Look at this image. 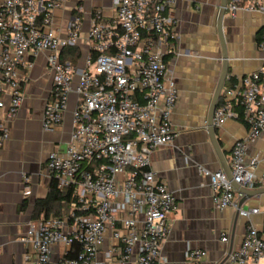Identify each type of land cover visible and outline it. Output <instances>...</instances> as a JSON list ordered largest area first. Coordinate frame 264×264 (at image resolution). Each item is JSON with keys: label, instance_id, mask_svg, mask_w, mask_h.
<instances>
[{"label": "built area", "instance_id": "obj_1", "mask_svg": "<svg viewBox=\"0 0 264 264\" xmlns=\"http://www.w3.org/2000/svg\"><path fill=\"white\" fill-rule=\"evenodd\" d=\"M177 1L112 0L110 7L92 4L89 9L76 4V12L90 14V26L84 29L79 15L71 17L62 36L56 12L68 0H0V109L6 121L0 125V147L10 139L7 123L17 117L26 98L23 85L28 76L23 70L33 66L30 57L46 52L52 75L44 130L63 124L71 95H76L67 148L51 151L46 165L67 207L60 215L29 223L20 238L27 247L26 264H50L58 245L63 246L59 264H95L107 239V255L117 264H127L134 254L136 264L163 260L168 216L178 204L168 183L152 169V157L176 136L172 115L180 94L167 57L181 53ZM225 9L231 14H264V0H227ZM75 46L81 57L64 60L63 50ZM259 49L264 52V34ZM222 92L214 126L239 118L236 104L248 133L233 147V180L224 170L202 164L198 172L208 181L215 207L234 208L247 218L261 215L264 224V205H240L244 194L233 184L264 187V173L256 172L258 158L248 154L249 145L264 138V67L246 74L241 89L227 87ZM228 238L226 232L221 234L222 242ZM75 243L80 250L69 257ZM186 256L198 263L207 251L187 249ZM263 259L264 230L249 224L227 260L262 264Z\"/></svg>", "mask_w": 264, "mask_h": 264}, {"label": "crops", "instance_id": "obj_2", "mask_svg": "<svg viewBox=\"0 0 264 264\" xmlns=\"http://www.w3.org/2000/svg\"><path fill=\"white\" fill-rule=\"evenodd\" d=\"M76 4L86 9L92 4L107 8L112 0H68L66 7L56 12V24L62 36L67 34L71 17L79 15L84 29L90 26V14L76 12ZM218 14V0H178L175 7L180 21L181 53L167 60L180 94L172 115L176 136L170 144L155 150L152 169L168 183L178 207L168 216L169 233L162 242L163 260L159 264H230L225 257L240 246L247 226L251 224L259 231L264 230L261 215L247 218L234 208L215 207L208 181L198 172L201 164L213 171L222 169L207 132L209 108L222 70ZM223 30L229 52L223 89H241L246 74L264 67V52L259 49L264 14L246 10L235 14L226 12ZM30 58L34 60L33 66L23 70L28 76L23 85L26 98L17 117L7 123L10 139L0 147V264H26L27 247L20 238L31 221L45 216L47 208L39 202L47 198L52 179L46 168L48 155L56 148L66 150L72 131L75 94L71 95L63 124L52 131L43 129L52 75L47 69L46 52ZM221 95L222 101L223 92ZM234 109L239 118H229L215 127L229 165L235 143L248 133L241 106L235 104ZM4 123L5 110L0 109V125ZM248 154L258 158L257 174L264 173V138L252 142ZM242 205L245 208L263 206L264 194L247 198ZM60 211L52 210L50 214L60 215ZM223 232L228 234L227 242L221 240ZM110 246L107 239L95 264H117L107 255ZM187 249L205 250L207 256L193 263L186 256ZM62 255L63 246H56L50 264H59ZM261 263L264 264V259ZM127 264H136L135 254Z\"/></svg>", "mask_w": 264, "mask_h": 264}, {"label": "water", "instance_id": "obj_3", "mask_svg": "<svg viewBox=\"0 0 264 264\" xmlns=\"http://www.w3.org/2000/svg\"><path fill=\"white\" fill-rule=\"evenodd\" d=\"M227 0H221V4H220V8H219V14H218V18H217V30H218V36H219V40H220V45H221V51H222V70H221V75H220V80L219 83L217 85L214 97L212 99L210 108H209V113H208V118H207V132L211 141V144L213 146L214 152L217 156V158L220 161V164L222 166V170H224L227 174V176L229 177V179L233 180L232 174H231V168L230 165L228 164L227 160L224 157V153L220 148L218 139L216 137V128L214 126V113L215 110L217 108L219 99L221 97V92L223 90L226 78H227V74H228V65H229V52H228V47H227V41L224 35V18H225V14H226V6ZM234 186L236 187L237 190H239L240 192H242L244 194V196L242 197L241 201H240V205L243 204V202L247 199V198H251L254 196H258L261 194H264V187H259V188H255V189H248V188H244L242 186H240L238 183H236L235 181H233ZM228 254L227 253L225 260H227L228 258Z\"/></svg>", "mask_w": 264, "mask_h": 264}, {"label": "trees", "instance_id": "obj_4", "mask_svg": "<svg viewBox=\"0 0 264 264\" xmlns=\"http://www.w3.org/2000/svg\"><path fill=\"white\" fill-rule=\"evenodd\" d=\"M81 49L78 46L75 47H69L63 50L62 53V58L65 59H73L77 61L81 57ZM221 103V99L219 100L218 104ZM71 197L69 196L67 198V202L70 201ZM64 197L62 196V192L58 187L57 181L52 178L50 182V188H49V193L46 199L41 200L39 204H42L44 207H46V213L45 216H48L52 210L53 212L55 211H60L62 210V207H67L65 203H63ZM55 204V205H54ZM52 209V210H51ZM61 213V211H60ZM80 250V245L78 243L74 244V247L72 251L68 254L69 257L75 256Z\"/></svg>", "mask_w": 264, "mask_h": 264}]
</instances>
